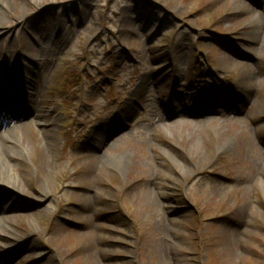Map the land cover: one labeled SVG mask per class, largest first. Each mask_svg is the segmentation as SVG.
<instances>
[{
  "label": "rangeland",
  "instance_id": "1",
  "mask_svg": "<svg viewBox=\"0 0 264 264\" xmlns=\"http://www.w3.org/2000/svg\"><path fill=\"white\" fill-rule=\"evenodd\" d=\"M6 3L0 264H264V0Z\"/></svg>",
  "mask_w": 264,
  "mask_h": 264
},
{
  "label": "bare ground",
  "instance_id": "2",
  "mask_svg": "<svg viewBox=\"0 0 264 264\" xmlns=\"http://www.w3.org/2000/svg\"><path fill=\"white\" fill-rule=\"evenodd\" d=\"M8 8L6 0H0V12ZM1 20V19H0ZM1 22V21H0ZM7 98H10V95L7 94ZM17 114V117L20 116V110L17 109L14 112L13 117ZM14 132H18V129H9L8 124L5 129L0 134V210L7 211L12 205H14L18 200V196L24 197L23 190L18 186L12 185L7 182V178L14 179L17 176L14 173L15 163L19 161L16 153V148L22 144L23 138L20 135L14 136ZM36 191V190H35ZM38 191V189H37ZM4 205V206H3ZM6 219L10 220V216H6L4 219L3 212H0V229L6 226ZM0 236H4L0 233ZM6 237V236H4ZM7 240L10 237H6Z\"/></svg>",
  "mask_w": 264,
  "mask_h": 264
}]
</instances>
